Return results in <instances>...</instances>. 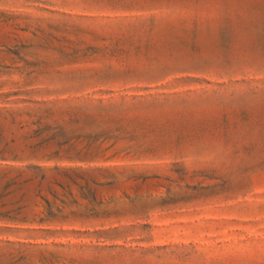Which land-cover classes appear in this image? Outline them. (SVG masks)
I'll use <instances>...</instances> for the list:
<instances>
[{"label": "rangeland", "instance_id": "374dc122", "mask_svg": "<svg viewBox=\"0 0 264 264\" xmlns=\"http://www.w3.org/2000/svg\"><path fill=\"white\" fill-rule=\"evenodd\" d=\"M0 264H264V0H0Z\"/></svg>", "mask_w": 264, "mask_h": 264}]
</instances>
